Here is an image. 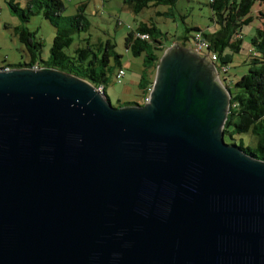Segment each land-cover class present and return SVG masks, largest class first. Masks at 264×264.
Wrapping results in <instances>:
<instances>
[{"label":"water","instance_id":"obj_1","mask_svg":"<svg viewBox=\"0 0 264 264\" xmlns=\"http://www.w3.org/2000/svg\"><path fill=\"white\" fill-rule=\"evenodd\" d=\"M229 98L178 44L142 105L0 67V264H264V161L224 143Z\"/></svg>","mask_w":264,"mask_h":264},{"label":"trees","instance_id":"obj_2","mask_svg":"<svg viewBox=\"0 0 264 264\" xmlns=\"http://www.w3.org/2000/svg\"><path fill=\"white\" fill-rule=\"evenodd\" d=\"M176 0H122L133 15L139 14L144 9L158 6H171ZM264 3V0H211L207 1L209 9V21L213 26L212 32L205 33L201 28L192 27L183 29V34L176 38L178 45L186 46L187 33L192 39L195 34H200L208 43L207 51L215 55V66L226 67L231 61V55L237 53L240 43L241 27L248 24L252 19L259 22V27L250 37L251 50L248 51L246 65L247 72L237 79L233 88L235 92H229V105L226 120L223 125V141L228 138L232 141V135L246 134L255 138L256 145L253 150L243 148L242 142L235 145L245 154L264 161V24L260 23L263 18L260 9L251 14L252 8ZM10 14L16 18L18 25L12 28L13 36L24 49L22 62L16 65L1 64V67L20 68L36 67L49 68L61 73L69 74L90 83L95 88L102 87L106 73L109 72V62L121 68L120 56L113 51V45L108 41L97 44L94 48L87 41L84 46L76 48L66 54L65 50L70 47L71 35L83 33L88 28V22L83 14L84 5L75 8V14L71 17L62 18L64 7L62 0H29L24 9H19L17 4L9 1ZM35 6V10L32 9ZM36 12L55 30L48 50V58L43 61L40 58L41 41L35 38L33 32L27 31L23 24ZM165 13L154 12L153 16H165ZM146 34L147 40L135 38V34ZM161 34L152 23L137 24L133 31H128L123 38V46L132 57H142V68L147 74L150 64L156 66L157 60L166 47H162L161 41L155 35ZM149 43H152L151 52H148ZM176 43V44H177ZM169 46V45H168ZM167 46V47H168ZM27 62H26V60ZM146 83V85H144ZM138 89L143 94L145 89L151 86V81L144 80L140 76ZM228 90V89H227ZM105 94V93H104ZM226 137V138H225Z\"/></svg>","mask_w":264,"mask_h":264},{"label":"rangeland","instance_id":"obj_3","mask_svg":"<svg viewBox=\"0 0 264 264\" xmlns=\"http://www.w3.org/2000/svg\"><path fill=\"white\" fill-rule=\"evenodd\" d=\"M10 0H0V64L16 65L21 63V57L24 56L23 47L17 42L13 36L12 28L18 25V21L13 17L8 9ZM12 3H19V9H24V0H11ZM208 0H176L171 6H158L155 8L144 9L137 15H133L122 0H62L64 12L62 18L71 17L75 14V8L78 5H84L83 14L88 22V28L85 32L71 35L70 47L65 50L66 54L71 53L76 48L84 46L87 41L93 48L97 44H103L108 41L113 45V51L120 56L121 68L125 71V75L120 84L114 83V74L117 67L113 62H109V72L106 73V82L104 83V93L111 107L118 108L126 105L141 104V90L138 89V82L142 75L143 81L148 80L147 74L142 68V57H132L131 54L124 49L123 38L128 31L134 30L135 26L142 21L151 18L150 23L161 34L155 35V38L161 41V44L167 47L169 41L180 37L183 29L192 27L201 28L208 33L211 26L209 21V9L207 7ZM252 8L251 14L254 13ZM35 10V6H32ZM154 12L165 13V16H153ZM23 27L29 32L35 34V38L41 41L40 58L46 61L48 58V50L55 30L41 17L40 12H36L31 16ZM259 27V22L252 19L248 24L241 27L240 43L237 53L230 54L231 61L227 65V73L218 74V81L224 89L233 94L234 82L247 72V53L250 48L249 40L253 36L254 31ZM187 33L186 47L191 46V34ZM152 43H149L148 52H151ZM167 45V46H166ZM160 57V56H159ZM1 67V65H0ZM154 74V72H153ZM227 77V83L222 78ZM153 78V76H152ZM134 82V85H133ZM136 83V85H135ZM226 138V137H225ZM226 144L236 145L240 142L243 148L253 150L256 145L254 137L246 134L232 135V141L225 139Z\"/></svg>","mask_w":264,"mask_h":264},{"label":"built area","instance_id":"obj_4","mask_svg":"<svg viewBox=\"0 0 264 264\" xmlns=\"http://www.w3.org/2000/svg\"><path fill=\"white\" fill-rule=\"evenodd\" d=\"M208 1L211 2V0H208ZM135 38H138L140 40H147L148 36L146 34L136 33ZM207 47H208L207 41H205L203 38H201L199 33L195 34L193 36L190 49L196 54L205 55L207 60L214 64V62L216 60L215 55L208 52ZM31 68L36 69V67H31ZM214 68L218 74H220L221 72H225V70H226V67L217 68L215 66V64H214ZM124 75H125V71L122 68H118L114 74V83L120 84ZM96 89L98 90V92H102V87H97ZM150 90H151V86L149 88L145 89L144 93L141 96V104H139V105H142L148 101V94H149Z\"/></svg>","mask_w":264,"mask_h":264},{"label":"crops","instance_id":"obj_5","mask_svg":"<svg viewBox=\"0 0 264 264\" xmlns=\"http://www.w3.org/2000/svg\"><path fill=\"white\" fill-rule=\"evenodd\" d=\"M11 1V0H10ZM29 0H24L23 1V4L24 5H26L27 4V2H28ZM17 5L19 4L18 2L16 3ZM123 4V3H122ZM20 5V4H19ZM255 8H254V12L256 11V9H260L261 10V14H262V16H263V18L261 19V22L260 23H262V24H264V3H261L260 5H258V6H254ZM128 9V8H127ZM129 10V9H128ZM130 11V10H129ZM150 20H151V18H149L148 17V19H147V21L148 22H150ZM141 23H146L145 21H142V22H139L138 24H141ZM208 28V31L209 32H212V30H213V26H212V24H211V26L210 27H207ZM133 31V30H132ZM177 42H179V41H176V38L175 39H173L172 41H169V46L170 45H172V44H176ZM178 44V43H177ZM162 45V47L164 48V46L165 45H163V44H161ZM167 46V45H166ZM185 47V46H184ZM186 48V47H185ZM192 51V50H191ZM193 52V51H192ZM26 60V59H25ZM26 62H27V60H26ZM6 64V63H5ZM1 65V64H0ZM123 69V68H122ZM153 72H154V70H153V67H152V65L150 64V66H149V68L147 69V81L149 82V81H151L152 82V76L154 75L153 74ZM222 81H223V83L224 82H226L227 83V77L226 76H224L223 78H222ZM228 84V83H227ZM133 85H134V82H133ZM135 85H136V83H135ZM144 85H146V83H144ZM137 86V85H136Z\"/></svg>","mask_w":264,"mask_h":264},{"label":"flooded vegetation","instance_id":"obj_6","mask_svg":"<svg viewBox=\"0 0 264 264\" xmlns=\"http://www.w3.org/2000/svg\"><path fill=\"white\" fill-rule=\"evenodd\" d=\"M185 47H186V46H185ZM186 48H188L189 50H191L190 47H186ZM191 52H192V51H191Z\"/></svg>","mask_w":264,"mask_h":264}]
</instances>
